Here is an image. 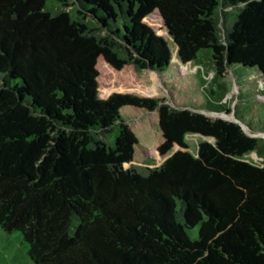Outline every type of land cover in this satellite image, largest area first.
Masks as SVG:
<instances>
[{"label":"trees","instance_id":"1","mask_svg":"<svg viewBox=\"0 0 264 264\" xmlns=\"http://www.w3.org/2000/svg\"><path fill=\"white\" fill-rule=\"evenodd\" d=\"M156 10L183 63L210 49L215 79L232 64L264 75V0H0V226L35 264H264V162L245 158L258 136L162 97L100 94L99 58L168 69ZM126 106L158 113L160 155L180 147L133 163ZM190 133L205 137L195 152Z\"/></svg>","mask_w":264,"mask_h":264},{"label":"rangeland","instance_id":"2","mask_svg":"<svg viewBox=\"0 0 264 264\" xmlns=\"http://www.w3.org/2000/svg\"><path fill=\"white\" fill-rule=\"evenodd\" d=\"M146 21L157 33L167 36L157 10L151 13ZM167 38L172 57L168 69L164 72L152 69L137 70L132 64L116 70L103 58H99L101 96L105 97L116 91H127L140 96L162 97L173 106H195L211 115L234 117L243 123L248 132L259 134L256 149L247 153L245 158L264 162V76L255 68L232 64L225 77L215 79L210 49H201L196 58L183 63L177 55L173 41L168 36ZM209 93L220 100L224 108H229V112L223 109L210 110L216 101L209 97ZM121 112L138 138L134 147L133 163L146 164L151 161L159 164L179 148L174 145L166 155L158 153L161 133L156 111H139L126 106ZM202 139L198 134H187L188 149L195 152L197 143ZM0 264H35L29 257L28 242L20 230H5L0 226Z\"/></svg>","mask_w":264,"mask_h":264},{"label":"water","instance_id":"3","mask_svg":"<svg viewBox=\"0 0 264 264\" xmlns=\"http://www.w3.org/2000/svg\"><path fill=\"white\" fill-rule=\"evenodd\" d=\"M220 116H222V117H225V118H228V119H231V120H235V121H238L242 126H243V128L245 129V126L243 125V123L241 122V121H239L238 119H236V118H234V117H230V116H228V115H220ZM246 130V129H245ZM247 131V130H246ZM248 132V131H247ZM249 134H251V135H254V136H258L259 134H253V133H250V132H248ZM178 147H180L179 145H177Z\"/></svg>","mask_w":264,"mask_h":264},{"label":"crops","instance_id":"4","mask_svg":"<svg viewBox=\"0 0 264 264\" xmlns=\"http://www.w3.org/2000/svg\"><path fill=\"white\" fill-rule=\"evenodd\" d=\"M264 76V75H263ZM196 134V133H195ZM199 136H201L200 134H198ZM203 139L205 138V137H203V136H201Z\"/></svg>","mask_w":264,"mask_h":264}]
</instances>
